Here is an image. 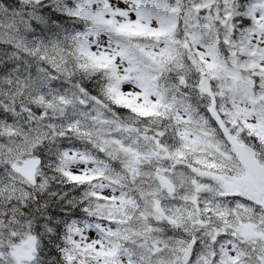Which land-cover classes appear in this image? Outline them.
Listing matches in <instances>:
<instances>
[{
  "label": "snow or ice",
  "instance_id": "obj_1",
  "mask_svg": "<svg viewBox=\"0 0 264 264\" xmlns=\"http://www.w3.org/2000/svg\"><path fill=\"white\" fill-rule=\"evenodd\" d=\"M0 264H264V0H0Z\"/></svg>",
  "mask_w": 264,
  "mask_h": 264
},
{
  "label": "clouds",
  "instance_id": "obj_2",
  "mask_svg": "<svg viewBox=\"0 0 264 264\" xmlns=\"http://www.w3.org/2000/svg\"><path fill=\"white\" fill-rule=\"evenodd\" d=\"M55 210V203H53L47 213L42 214L40 211H35L32 214L30 227L34 232H38V234L43 237V240H47L48 236L50 235V233L46 231L45 225L47 224V219L50 217V213L54 212ZM20 223L22 226L28 227V225L24 224L23 218L21 219Z\"/></svg>",
  "mask_w": 264,
  "mask_h": 264
}]
</instances>
